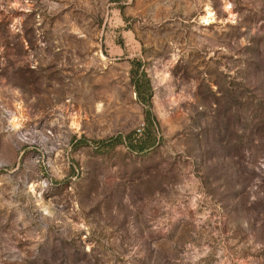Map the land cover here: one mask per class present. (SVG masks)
Returning a JSON list of instances; mask_svg holds the SVG:
<instances>
[{
  "label": "rangeland",
  "instance_id": "374dc122",
  "mask_svg": "<svg viewBox=\"0 0 264 264\" xmlns=\"http://www.w3.org/2000/svg\"><path fill=\"white\" fill-rule=\"evenodd\" d=\"M0 264H264V0H0Z\"/></svg>",
  "mask_w": 264,
  "mask_h": 264
},
{
  "label": "trees",
  "instance_id": "16d2710c",
  "mask_svg": "<svg viewBox=\"0 0 264 264\" xmlns=\"http://www.w3.org/2000/svg\"><path fill=\"white\" fill-rule=\"evenodd\" d=\"M146 73H144V78L146 79V85L148 87V89L150 90L151 89V86H150V83H149V79L146 78ZM145 83V82H144ZM135 85H136V90H137V95L139 96V98L144 101L145 103H148L150 102L151 100V93H149L148 91V98H147V95H144V93H142L141 91V87L140 85L137 83V81L135 82ZM149 114H150V111H147Z\"/></svg>",
  "mask_w": 264,
  "mask_h": 264
},
{
  "label": "bare ground",
  "instance_id": "6f19581e",
  "mask_svg": "<svg viewBox=\"0 0 264 264\" xmlns=\"http://www.w3.org/2000/svg\"><path fill=\"white\" fill-rule=\"evenodd\" d=\"M212 17V14H209V18Z\"/></svg>",
  "mask_w": 264,
  "mask_h": 264
},
{
  "label": "built area",
  "instance_id": "2783aa9c",
  "mask_svg": "<svg viewBox=\"0 0 264 264\" xmlns=\"http://www.w3.org/2000/svg\"><path fill=\"white\" fill-rule=\"evenodd\" d=\"M140 130V129H139Z\"/></svg>",
  "mask_w": 264,
  "mask_h": 264
}]
</instances>
